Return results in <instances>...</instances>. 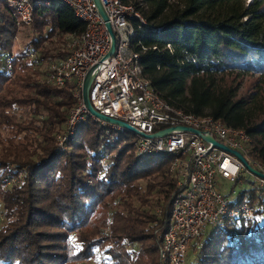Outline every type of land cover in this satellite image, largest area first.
I'll list each match as a JSON object with an SVG mask.
<instances>
[{
    "label": "trees",
    "instance_id": "obj_1",
    "mask_svg": "<svg viewBox=\"0 0 264 264\" xmlns=\"http://www.w3.org/2000/svg\"><path fill=\"white\" fill-rule=\"evenodd\" d=\"M122 1L145 21L138 29L132 19L130 45L154 91L185 112L245 129L250 159L264 165V0ZM28 26L27 49L41 51L31 62L12 55L19 28L0 0V264H88L98 254L109 264H160L178 188L172 156L138 154L135 134L91 117L57 152L75 83L51 85L33 63L66 57L67 49L43 52V44L80 34L85 23L53 0L34 7ZM249 192L240 197L253 219L204 231L187 264H264V190L252 181Z\"/></svg>",
    "mask_w": 264,
    "mask_h": 264
},
{
    "label": "built area",
    "instance_id": "obj_2",
    "mask_svg": "<svg viewBox=\"0 0 264 264\" xmlns=\"http://www.w3.org/2000/svg\"><path fill=\"white\" fill-rule=\"evenodd\" d=\"M6 1L17 24L29 25L34 7L48 6L53 0ZM59 1L72 9L85 23V29L80 34L65 36L68 54L49 62L44 79L57 87L75 83L73 97L77 104L68 111L63 130L55 136L56 151L66 149L71 136L87 117L100 121L89 114L81 96L83 79L90 70L93 80L89 100L98 112L127 122L145 134L171 128L161 136L136 135V151L172 156L170 171L177 177L178 188L172 195L170 226L163 235L158 257L160 264H187L189 253L200 244L209 224L254 217V209L247 201L237 204L222 186L225 182L241 183V175L248 172L244 163L231 151L204 140L202 135H209L238 152L247 162L251 136L245 129L228 126L211 115H196L176 108L154 91L150 80L142 74L139 53L130 45L137 30L132 19L138 21V29L145 23L133 5L122 0H100L116 39L113 53L103 59L111 39L94 1ZM105 124L118 131L125 130ZM179 126L196 129L200 134L179 130ZM251 167L264 174V166L258 162L254 161ZM257 178L260 185L264 184V178ZM100 264L107 262L103 260Z\"/></svg>",
    "mask_w": 264,
    "mask_h": 264
},
{
    "label": "rangeland",
    "instance_id": "obj_3",
    "mask_svg": "<svg viewBox=\"0 0 264 264\" xmlns=\"http://www.w3.org/2000/svg\"><path fill=\"white\" fill-rule=\"evenodd\" d=\"M249 1L250 0H247V2H249ZM16 24H17V22H16ZM17 27L19 28V33L14 39V43H13V47H12L11 53H12V55L23 54L24 57L26 58V60L28 62H31V61H33L36 57H38L41 54V51H39V50L38 51H33V50H31V48L27 49V46L31 42V39H32V36H31L32 33H31L30 29L28 28L29 26L28 25H23V24H17ZM63 40L62 39L58 40V38H55V37L50 39V41H47V42H45L43 44L42 51L43 52H48V53H50V52L51 53H56L57 51L66 50V39L63 38ZM49 62H51V61L42 60L40 62L33 63V67L38 69V71L40 73V78L43 79V80L46 78V71H47ZM74 100H75V104H74V106H75L77 104V100L75 98H74ZM24 111L25 110H21L19 108H15V112L18 115V118L20 120H22L27 115V114L25 115ZM67 114H68V112H67ZM92 120H94V119L92 118ZM98 122H100V121H98ZM101 123L105 124L103 122H101ZM105 125H107V124H105ZM64 126H65V123H63L62 128L58 132L62 131ZM58 132H56V134ZM2 134L3 133L0 132V137H2ZM56 134H55V136H56ZM55 142H56V139H55ZM55 142H54V145L56 147ZM66 149H67V147H66ZM247 158H248V162L247 163L252 166L253 163H254V160H251L249 156ZM259 164H261V163H259ZM261 165H263V164H261ZM173 174H175V173H173ZM241 176H242L241 183L233 184L232 182H228V183L225 182L224 184H222L224 191L228 193V195L231 197L232 200L237 201L239 199V200H241V202L246 201V199L244 198V195L240 197V194L242 193V194H245V196H246L247 194L250 193L249 191L251 189V182L252 181H253L254 185L257 187V192H260V191L264 190V184L260 185L259 184V179L257 178V176H254L253 173L249 172V170H248V172H243V174ZM8 179L10 180V183L18 181L14 177L13 178L12 177H10V178L8 177ZM176 184H177V182H176ZM171 199H172V196H171ZM171 208H172V204H171ZM160 212H161V209L157 208L156 209V213L159 214ZM170 217H171V214H170ZM3 220L4 219H3L2 206L0 205V224L3 222ZM217 225H219V224H209L205 228V231L206 230L210 231L211 229L213 230V227L217 226ZM203 237H204V233H202V237H201V240H200L199 243L202 242V238ZM197 250L198 249L196 248L194 250V252H192V253L196 254ZM193 258H194V256H192V255L189 256L188 255V262H190V260L193 259ZM103 260H105V258H103L101 254H98L88 264H100ZM76 264H83V263H76ZM107 264H109V263L107 262Z\"/></svg>",
    "mask_w": 264,
    "mask_h": 264
},
{
    "label": "water",
    "instance_id": "obj_4",
    "mask_svg": "<svg viewBox=\"0 0 264 264\" xmlns=\"http://www.w3.org/2000/svg\"><path fill=\"white\" fill-rule=\"evenodd\" d=\"M94 1V4L99 12V14L101 15V17L103 18V20L106 22L105 25H106V28L109 32V35H110V39H111V42H110V47H109V50L108 52L106 53V55L104 56L103 59L109 57L113 51H114V48H115V42H116V39H115V35L112 31V28L110 26V23L108 22V17L104 11V8L100 2V0H93ZM92 80H93V74H92V70L88 71L87 74L85 75L84 79H83V82H82V87H81V96H82V100H83V103L84 105L86 106L88 112L90 115H93L95 117L98 118V120L102 121V122H105V123H110V124H115V125H118V126H121L123 127L126 131H130L132 132L133 134L135 135H140V136H143V137H154V136H161V135H164V134H167L169 133L172 129H167V130H164V131H161V132H158V133H155V134H145L139 130H137L136 128H134L133 126H131L130 124H128L127 122H124V121H121V120H118V119H115V118H111V117H108L106 115H103L101 114L100 112H98L96 109L93 108V106L91 105V102L89 100V90H90V86H91V83H92ZM177 129L179 130H182V131H191V132H194L196 134H200V131L196 130V129H193V128H189V127H184V126H179L177 127ZM203 139L212 143L213 145L221 148V149H224V150H227V151H231L233 154H235L245 165V167L251 172L253 173L254 175L258 176V177H261V178H264V174L259 172L258 170L254 169L253 167H251L247 161L244 159V157L239 154L238 152L236 151H232V150H229L226 146L216 142L211 136L209 135H202Z\"/></svg>",
    "mask_w": 264,
    "mask_h": 264
},
{
    "label": "crops",
    "instance_id": "obj_5",
    "mask_svg": "<svg viewBox=\"0 0 264 264\" xmlns=\"http://www.w3.org/2000/svg\"><path fill=\"white\" fill-rule=\"evenodd\" d=\"M192 253V252H191ZM193 254V253H192Z\"/></svg>",
    "mask_w": 264,
    "mask_h": 264
}]
</instances>
